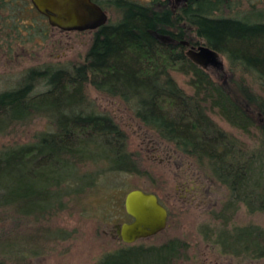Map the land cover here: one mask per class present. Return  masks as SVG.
<instances>
[{
    "label": "trees",
    "instance_id": "obj_1",
    "mask_svg": "<svg viewBox=\"0 0 264 264\" xmlns=\"http://www.w3.org/2000/svg\"><path fill=\"white\" fill-rule=\"evenodd\" d=\"M92 1L107 21L92 32L81 58L24 68L0 90V134L36 119L49 126L29 142L0 148V264H26L70 239L71 231L51 226L54 218L97 198L108 174L140 173L125 131L96 108L88 87L122 100L226 189L201 226L205 241L236 260L264 262V227L235 220L241 207L248 215L264 212V11L257 12L264 0ZM50 29L30 0H0L3 46L37 45ZM190 45L224 55L238 74L233 86L194 61ZM173 73L187 78L188 90ZM130 220L122 210L114 224ZM121 243L94 264H172L187 249L177 238L146 248Z\"/></svg>",
    "mask_w": 264,
    "mask_h": 264
},
{
    "label": "rangeland",
    "instance_id": "obj_2",
    "mask_svg": "<svg viewBox=\"0 0 264 264\" xmlns=\"http://www.w3.org/2000/svg\"><path fill=\"white\" fill-rule=\"evenodd\" d=\"M254 1V0H253ZM247 2L241 4L246 8ZM263 12L264 8H257ZM244 13H246V10ZM256 18V14H250ZM91 39V32L77 33L52 28L48 39L41 46L30 50L12 52V58L0 51V90L15 78L16 73L26 66L42 62H67L81 58ZM163 39L168 40L166 37ZM191 58L199 61L196 47L190 45ZM33 51V52H32ZM220 65L207 66L206 71L226 85L233 86L238 74L230 72L227 59L219 54ZM13 75V76H12ZM177 83L188 90L187 78L173 73ZM245 78L250 85L252 82ZM256 89V87H255ZM236 95L237 92H234ZM87 94L96 108L109 113L127 136V148L136 154L140 173L108 174L99 182L95 192L97 198H89L69 208L54 218L51 226L72 232V237L58 242L51 251L44 250L43 255L28 258L26 264H94L100 256L123 246L114 224L115 218L124 211L123 199L127 191L138 188L155 194L167 210L165 228L156 235L137 240L130 245L141 244L144 248L159 245L166 240L177 238L183 241L186 252L182 259L172 264H264L262 260H236L221 253L219 247L205 241L200 229L209 219V211L217 210L225 199L226 189L199 170L186 155L141 124L122 100L87 88ZM238 98V97H237ZM240 102H244L243 99ZM220 125L242 140L249 136L242 134L226 123ZM49 126L45 119H36L27 125H16L6 133L0 134V148L22 144L34 139V136ZM108 220L109 222H102ZM238 224L253 223L264 227V212L248 215L241 207L235 216ZM46 247V245H45ZM47 248V247H46Z\"/></svg>",
    "mask_w": 264,
    "mask_h": 264
},
{
    "label": "water",
    "instance_id": "obj_3",
    "mask_svg": "<svg viewBox=\"0 0 264 264\" xmlns=\"http://www.w3.org/2000/svg\"><path fill=\"white\" fill-rule=\"evenodd\" d=\"M33 6L46 16L49 24L63 31L95 30L107 21V14L92 0H31ZM198 64L204 68L217 67L219 54L204 45L196 47ZM125 213L131 218L116 224L119 239L127 244L156 235L167 222V210L155 194L138 188L127 191L123 199Z\"/></svg>",
    "mask_w": 264,
    "mask_h": 264
},
{
    "label": "flooded vegetation",
    "instance_id": "obj_4",
    "mask_svg": "<svg viewBox=\"0 0 264 264\" xmlns=\"http://www.w3.org/2000/svg\"><path fill=\"white\" fill-rule=\"evenodd\" d=\"M31 1V0H30ZM32 3V2H31ZM33 5V4H32ZM41 14V13H40ZM46 17V16H45ZM47 18V17H46ZM47 21H48V19H47ZM49 23V22H48ZM50 25V24H49ZM50 27H51V29L52 28H56V27H52L51 25H50ZM50 29V30H51ZM56 29H58V28H56ZM59 30H61V29H59ZM96 30V29H95ZM95 30H86V31H89V32H91V38H92V32L93 31H95ZM61 31H63V30H61ZM50 32V31H49ZM67 32V31H66ZM75 32H77V33H81V32H85V31H75ZM48 37H49V33H48V36H47V38L44 40V41H41V42H38V44L37 45H33V43H26V44H13V45H11L10 47H8V45H6V44H4V46L1 44V42H0V51L1 52H4V54H6V55H8L9 56V58H12V52H17V51H24V50H30L29 48H32L33 49V46H41V44H43L47 39H48ZM91 40V39H90ZM3 46V47H2ZM39 46V47H40ZM191 47L192 46H190L189 47V51H190V56L193 54V51L191 50ZM33 52V51H32ZM79 59V58H78ZM74 60H77V59H74ZM70 61H73V60H70ZM45 63H48V62H42V63H38V64H33V65H30V66H26V68H28V67H31V66H36V65H42V64H45ZM22 69H24V68H22ZM158 201H159V199H158ZM160 202V201H159ZM161 203V202H160Z\"/></svg>",
    "mask_w": 264,
    "mask_h": 264
}]
</instances>
